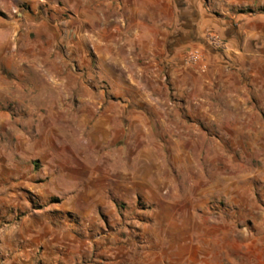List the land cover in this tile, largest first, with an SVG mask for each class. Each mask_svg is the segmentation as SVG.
Wrapping results in <instances>:
<instances>
[{"label": "rangeland", "instance_id": "1", "mask_svg": "<svg viewBox=\"0 0 264 264\" xmlns=\"http://www.w3.org/2000/svg\"><path fill=\"white\" fill-rule=\"evenodd\" d=\"M174 2L180 11V19L176 20L191 31L200 29V40L204 43L196 40L187 45L175 62L161 63L155 69L144 65L143 79L139 80V70L133 67L132 61H128L123 70H116L115 66L111 71L105 68L106 55L101 49L100 37L107 27L115 28L120 23L115 17L105 20L99 14L86 16L84 6L76 8L70 0H0V48L9 45L11 48L9 53L2 55L0 52V75L12 79L11 85L0 88L1 94L9 95L7 103L0 104V112H10L13 119L20 121L18 126L22 130L23 119H27L23 112L28 110L43 115L45 112H72L69 119H61L75 120V125H81L82 129H72L69 124L62 132L65 138L75 135L77 140L90 141L91 132L90 128H83L87 122L82 121L79 112H92V126L107 118L112 125L117 124L115 127L120 133L116 137L123 134V139L115 141L113 131L106 148L92 150L88 155L92 161L98 162L100 158L105 161L100 168L106 177L103 184L111 188L109 195L113 208L97 207L106 229L104 233L113 234L120 226L113 220V215L125 221L128 213L138 225H150L154 221L147 214L155 216L160 207L167 205V216L187 217L191 221L195 211L200 218L196 223L204 222L210 227L200 235L201 230L195 225L185 228L178 224L167 234V250L159 245L149 249L162 264H168L164 259L171 255L175 256V264H183L185 256L190 259V264L206 256L214 258L218 264H252L250 259L255 257L261 259L259 264H264V231L255 227L251 220L245 225L237 222V227L246 226L251 235L246 239L237 238L235 242L223 240L233 223L228 211L236 204L223 194L200 199L201 190L209 183H227L229 178L235 177L225 191L238 194L237 185L250 189L264 207L260 198L264 178L248 174L264 167V93L259 95L255 89L249 92L253 89L250 85L249 100H234L235 91L243 86L233 88V69L226 65L220 68L209 65L205 53L207 48L226 52L227 41L223 37L263 16L264 4L241 5L232 0ZM94 6L87 10H94ZM176 20L171 23L175 24ZM146 23L151 29L153 22ZM212 35L225 42L224 49L209 43ZM116 56L114 45L109 58L115 60ZM120 57L129 58L123 53ZM116 74L125 80L132 79L131 83L116 82ZM69 77L74 88L67 83ZM25 78H32L34 85L27 87ZM46 83L53 86L49 93L46 92L51 87ZM35 88L38 90L31 91ZM37 115L34 119H43ZM55 119L60 121L58 117ZM132 122H135L133 126ZM128 139L132 140V145L119 157L118 152ZM81 151L85 152L80 147L65 149L64 161L81 159ZM147 151L154 156L155 164L140 163V179L132 181L130 174H125L137 170V158L146 161L143 154ZM100 153L106 155L100 157ZM172 184L182 196L187 188L191 199L185 197L171 203L160 199L158 193L171 192ZM216 187H223V184L217 183ZM236 194L232 195V201L236 200ZM220 216H223L224 224L217 226ZM70 220L78 226L79 232L99 235L89 228L85 218L76 215ZM125 227H128V233L119 234L122 241L130 239L139 244V233L150 235L148 229L137 225L126 224ZM98 249L95 247V252ZM41 256L42 250L37 253L35 264H47Z\"/></svg>", "mask_w": 264, "mask_h": 264}, {"label": "crops", "instance_id": "2", "mask_svg": "<svg viewBox=\"0 0 264 264\" xmlns=\"http://www.w3.org/2000/svg\"><path fill=\"white\" fill-rule=\"evenodd\" d=\"M70 2L74 3L76 8L83 5L86 16L99 14L105 20L115 17L116 21L120 22L115 28L107 27L100 37L101 49L106 55L105 68L111 71L115 66L116 70H123L126 63L132 61L133 67L139 70V80L143 79L144 65L147 64L148 69H155L160 67L161 63L175 62L184 47L200 40L201 37L200 29L193 31V28L191 31L188 26L181 25L180 20H176L180 19V11L174 0H70ZM232 2L241 5L255 2L264 4V0H232ZM92 6L94 10L88 11L87 9H91ZM175 20V24H172L171 22ZM146 22H153L151 29ZM223 38L227 41L226 52L207 48L205 53L209 55L206 56L209 65L213 64L219 68L226 65L233 69L231 76L235 80L233 88L243 86L241 90L235 91L233 96L237 98L234 100H249L250 85L253 89L249 92L252 93L255 89L257 94L262 95L264 93V15L249 21L243 29L231 31ZM114 45L117 56L112 60L109 55H112ZM121 47L122 49L119 50ZM10 49V45L5 46L0 48V52L3 55L9 53ZM121 53L128 54L129 58L120 57ZM145 54H148L147 58ZM161 56L164 57V61ZM8 69H11L10 65ZM111 75L114 73L111 72ZM25 79L27 87L34 85L32 78ZM115 79L116 82L123 81L128 85L132 81V79L125 80L117 74ZM11 84L10 76L0 75L1 89ZM46 85L51 87L47 89L46 93H49L53 86L49 83ZM37 88L31 91L38 90ZM8 97L9 95L0 93V104H6ZM136 97L135 93L133 98ZM257 99H260V96ZM36 113H39L38 115L43 119H34ZM70 113L72 112H45L43 115L41 112L28 110L23 112V117L27 119H23L22 130L18 126L20 121L13 119L10 112H0V230L14 229L29 215V211H31L32 224L39 227L37 232L29 225L28 228L15 232L12 239L5 237L4 241H0V246H3V250L0 251V264H35L40 250H42L41 257L47 264H118L121 259L119 252L108 254L112 248L108 247L109 244L112 245L110 239H104L103 244L99 243L102 238L112 233H104L105 227L102 223L93 224L86 210L77 215L87 220L85 222L91 225L90 229L96 230L95 232L99 234L97 236L87 231L79 232L78 226L70 218L69 222L60 224L45 216L48 228L51 230L45 228L39 219L44 214V208L40 204L39 196L33 191V186L46 183L50 179L49 174L62 175L69 183L83 178L89 179V182L96 187L104 186L106 177L100 168L105 165V161L101 158L98 162L92 161L88 155H91L92 150L100 151L106 148L113 131L116 133L115 141L124 137L123 134L120 138L116 137L120 131L115 127L117 124L109 123L108 118L92 126L90 125L92 112H79L82 121L87 122L86 127L83 128L91 129L90 141L77 140L75 135L65 138L62 132L65 125L70 124L73 126L72 129H82L81 125H75V120L71 122L68 120ZM107 113L111 114V112ZM56 117L60 118V121L56 120ZM65 117H68L67 121L61 119ZM134 123L132 122V126ZM131 145L132 140H126L118 152L119 157H122L124 149L130 148ZM78 147L85 150L79 152L81 159L65 162L64 158L67 156L65 149H78ZM104 155L106 153H100V157ZM143 155L146 161L137 158V170L125 174H130L132 181L140 179V163L146 166L155 164V158L149 151ZM136 156L138 157V154ZM146 171L148 175L149 172ZM88 245H91V251L88 250ZM95 247L99 248L97 252ZM174 257V255L167 256L164 260L168 264H175ZM204 260L197 258L195 264H202ZM155 261L154 258L153 264ZM250 261L252 264L262 263L257 257ZM209 262L218 264L214 258L209 259ZM190 263V259L185 256L183 264Z\"/></svg>", "mask_w": 264, "mask_h": 264}, {"label": "clouds", "instance_id": "3", "mask_svg": "<svg viewBox=\"0 0 264 264\" xmlns=\"http://www.w3.org/2000/svg\"><path fill=\"white\" fill-rule=\"evenodd\" d=\"M13 11L16 10L13 9ZM61 79L63 80L64 77L61 76ZM67 83L70 88L75 87L70 77L67 80ZM62 90L63 89H61V91ZM248 174H254L264 178V167L253 169ZM49 175L50 179H48L46 183L33 186V191L39 196L40 204L44 208V214H42L39 219L42 221V225L45 228H48L45 216L53 222L64 224L69 222L70 217H75L77 214L86 210L87 216L94 224L102 223L100 221L99 212L97 211L98 206H102L104 209L108 210L113 208L111 203L112 197L109 195V192L111 191L109 185L105 184L102 187H96L93 183L89 182V179L83 178L77 182L69 183L62 175ZM234 178L235 177L229 178L227 183L223 181L209 183L208 187L202 189L200 194L201 200L223 194L229 198L230 202L236 204V207L228 211L233 223L228 228L227 233L222 237L223 240L230 242H235L237 238L246 239L251 235L246 226L237 227V222L240 225H245L248 220H251L255 227L264 231V207H261L260 203L257 202L256 196L253 192L250 189H242L239 185L236 186V189L239 190L238 194L225 191L228 188V185L231 184V180ZM217 183L223 184V187L217 188ZM233 194H236L235 201H232ZM115 195L116 194L114 193L113 196ZM158 195L160 196V199L169 201L170 203L177 199H184L185 197L191 199V193L187 188H185L182 196L175 184H172L171 192L158 193ZM260 198L264 201V191L260 193ZM166 207L167 205L160 207L155 216L152 213L147 214L154 221V223L150 225H138V222L128 213L125 214L128 216V219L125 221H120L117 215H113V220L119 223L120 226L116 229L115 233L109 234L106 238H102L99 243L103 244L104 239H110L112 241V248L108 254L111 255L112 252H119L121 259L118 264H153L154 254L149 251V249L159 245L161 249L167 250L169 247L167 234L172 232L178 224L185 228L195 225V227L201 230L200 235H203V231L210 227L204 222H201L200 224L196 223L200 218L196 216L195 211H193L191 221H188L187 217L184 219H176L167 216L165 212ZM30 217L31 211H29V215L26 216L20 224L16 225L14 229L0 230V241H4L5 237L12 239L15 232L22 231L24 228H28L29 225H31L33 230L39 232V227L32 224ZM165 221H167V224H165ZM126 224L146 228L150 235L144 232L139 233V244L130 239L122 241L119 234L128 233V227H125ZM223 224L224 218L223 216H220L217 220V226ZM48 230L51 229L48 228ZM117 242H119V247H117ZM2 250L3 246H0V251ZM88 250L91 251V245H88ZM106 251L108 250L106 249ZM155 255H159V253H156ZM155 264H162V262L156 260ZM202 264H210L207 256Z\"/></svg>", "mask_w": 264, "mask_h": 264}, {"label": "built area", "instance_id": "4", "mask_svg": "<svg viewBox=\"0 0 264 264\" xmlns=\"http://www.w3.org/2000/svg\"><path fill=\"white\" fill-rule=\"evenodd\" d=\"M209 43H211V45L216 47L217 49H224L226 45L225 42L216 35H212L209 37ZM196 55H198V53Z\"/></svg>", "mask_w": 264, "mask_h": 264}]
</instances>
